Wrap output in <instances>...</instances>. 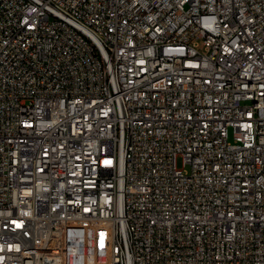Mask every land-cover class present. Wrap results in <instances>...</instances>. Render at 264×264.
I'll list each match as a JSON object with an SVG mask.
<instances>
[{
	"label": "built area",
	"instance_id": "built-area-1",
	"mask_svg": "<svg viewBox=\"0 0 264 264\" xmlns=\"http://www.w3.org/2000/svg\"><path fill=\"white\" fill-rule=\"evenodd\" d=\"M0 264H264V0H0Z\"/></svg>",
	"mask_w": 264,
	"mask_h": 264
},
{
	"label": "rangeland",
	"instance_id": "rangeland-1",
	"mask_svg": "<svg viewBox=\"0 0 264 264\" xmlns=\"http://www.w3.org/2000/svg\"><path fill=\"white\" fill-rule=\"evenodd\" d=\"M230 140H232V132L230 131ZM178 163H179V165L182 167L183 166V164H182V158L180 157V158H178Z\"/></svg>",
	"mask_w": 264,
	"mask_h": 264
}]
</instances>
